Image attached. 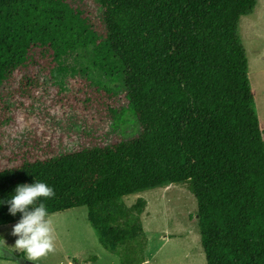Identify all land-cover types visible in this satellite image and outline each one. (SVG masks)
<instances>
[{
  "label": "trees",
  "instance_id": "16d2710c",
  "mask_svg": "<svg viewBox=\"0 0 264 264\" xmlns=\"http://www.w3.org/2000/svg\"><path fill=\"white\" fill-rule=\"evenodd\" d=\"M255 1L95 0L98 30L71 0H0V128L13 92L30 99L34 81L58 80L66 57L81 50L108 81L121 80L139 125L127 140L10 154L9 163L0 161V198L17 184L45 181L55 191L46 201L50 214L86 206L102 245L121 264H143L146 202L127 207L121 199L186 184L206 263L264 264V125L237 31ZM93 85L96 96L86 100L120 115L122 107L99 104L118 95L115 88ZM20 218L0 207V226Z\"/></svg>",
  "mask_w": 264,
  "mask_h": 264
},
{
  "label": "rangeland",
  "instance_id": "374dc122",
  "mask_svg": "<svg viewBox=\"0 0 264 264\" xmlns=\"http://www.w3.org/2000/svg\"><path fill=\"white\" fill-rule=\"evenodd\" d=\"M71 1L90 15L98 30L102 29L95 0ZM237 31L248 60L249 82L256 93L254 110L264 125V0H256L251 11L240 17ZM65 65L68 70L58 80L40 76L34 81L30 99L13 92L8 121L0 128L1 162L9 163L10 154L30 145L43 150L47 143L54 144L52 154H57L84 144L127 140L139 132L138 123L122 100L121 80L108 81L95 70L90 51L68 55ZM95 80L115 88L118 95L104 97L99 104L111 102L122 107L120 115L109 117L87 101L96 96ZM74 97L81 98L83 104H76ZM138 199L146 202L140 215L147 242L143 264H207L197 223V201L186 184L150 189L121 201L131 207ZM51 218L56 250L40 264H121L120 255L111 253L100 242L86 206L52 213ZM14 224L0 226V239L4 238L9 246L16 240L11 234ZM8 257L0 258V264H24V260Z\"/></svg>",
  "mask_w": 264,
  "mask_h": 264
},
{
  "label": "clouds",
  "instance_id": "9594fccd",
  "mask_svg": "<svg viewBox=\"0 0 264 264\" xmlns=\"http://www.w3.org/2000/svg\"><path fill=\"white\" fill-rule=\"evenodd\" d=\"M2 171V170H0ZM55 196L52 186L42 180L17 184L7 199L0 198V207L7 204L9 214L21 218L12 227L15 243L9 246L0 239V258L22 254L28 261L40 264L42 258L55 252V228L46 201Z\"/></svg>",
  "mask_w": 264,
  "mask_h": 264
},
{
  "label": "water",
  "instance_id": "95a60500",
  "mask_svg": "<svg viewBox=\"0 0 264 264\" xmlns=\"http://www.w3.org/2000/svg\"><path fill=\"white\" fill-rule=\"evenodd\" d=\"M24 264H34V263L31 261L24 260Z\"/></svg>",
  "mask_w": 264,
  "mask_h": 264
}]
</instances>
